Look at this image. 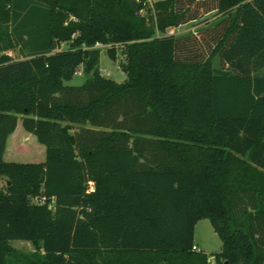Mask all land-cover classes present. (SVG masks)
<instances>
[{
  "label": "trees",
  "instance_id": "16d2710c",
  "mask_svg": "<svg viewBox=\"0 0 264 264\" xmlns=\"http://www.w3.org/2000/svg\"><path fill=\"white\" fill-rule=\"evenodd\" d=\"M146 6L0 0V264H209L203 219L215 264H264V0H157L156 21ZM97 44L124 47V82ZM20 123L43 161L9 160Z\"/></svg>",
  "mask_w": 264,
  "mask_h": 264
},
{
  "label": "rangeland",
  "instance_id": "374dc122",
  "mask_svg": "<svg viewBox=\"0 0 264 264\" xmlns=\"http://www.w3.org/2000/svg\"><path fill=\"white\" fill-rule=\"evenodd\" d=\"M157 0H147V6L142 11V14L149 17L152 15H156L155 11L153 10V3ZM221 16V14H210L207 21L202 23H189L186 25H182L180 27L176 28H170L168 29V34L175 35V36H183L189 33L197 32L204 27H206L209 24H212L217 21V19ZM155 21L157 20V17H154ZM159 35H161L160 32H158ZM97 47H99L102 50L101 53V60H100V71L101 73L111 79L116 80L119 83H122L126 80L127 74L123 71L122 64L126 61V56L123 54L124 47L122 45H117V58L116 60H113L109 54L107 53V49L111 47L112 45H104V44H97ZM66 47V44H62L61 48ZM10 55H12L16 59H25L26 57L20 49H16L13 51H8ZM214 67L216 69H219V62H218V56L214 57ZM257 76H264V67L257 70L255 72ZM85 81V76L83 74V69L80 67L75 74L74 78L70 81H67L66 84L70 85H81ZM89 126V125H88ZM81 126L75 125L74 129L71 131L72 133L77 131ZM24 134H27V132L22 127L21 123L18 126V131L12 137V140H16V142H19L20 144V150L14 151L15 143L13 141L12 144H10V150L12 154V160L10 161H16V162H40L45 159V152L40 143L34 139V136L31 135L27 136L26 142L24 138ZM17 149V148H15ZM8 160V161H9ZM0 177V190L3 189L6 185V179ZM36 201V200H34ZM195 242L199 243V245L203 248L205 253L209 256V264H215L214 254L220 252L222 250V241L218 234L215 232L211 222L209 219H203L200 220L196 227H195V236H194ZM12 246L24 253V254H31L35 252V246L33 242L27 241V240H12L11 241Z\"/></svg>",
  "mask_w": 264,
  "mask_h": 264
},
{
  "label": "crops",
  "instance_id": "0c3cea01",
  "mask_svg": "<svg viewBox=\"0 0 264 264\" xmlns=\"http://www.w3.org/2000/svg\"><path fill=\"white\" fill-rule=\"evenodd\" d=\"M5 180V179H4ZM195 245L198 246V248H200L201 250H203V248L199 245V243L195 242ZM204 251V250H203ZM215 259V257H214Z\"/></svg>",
  "mask_w": 264,
  "mask_h": 264
},
{
  "label": "built area",
  "instance_id": "2783aa9c",
  "mask_svg": "<svg viewBox=\"0 0 264 264\" xmlns=\"http://www.w3.org/2000/svg\"><path fill=\"white\" fill-rule=\"evenodd\" d=\"M194 250H197V251H200L201 249L200 248H198V246H194Z\"/></svg>",
  "mask_w": 264,
  "mask_h": 264
},
{
  "label": "water",
  "instance_id": "95a60500",
  "mask_svg": "<svg viewBox=\"0 0 264 264\" xmlns=\"http://www.w3.org/2000/svg\"><path fill=\"white\" fill-rule=\"evenodd\" d=\"M6 183H7V185H9V184H10V181L7 179V180H6Z\"/></svg>",
  "mask_w": 264,
  "mask_h": 264
}]
</instances>
